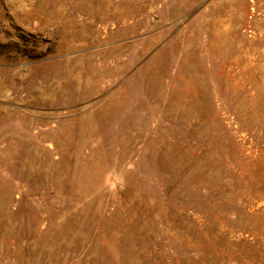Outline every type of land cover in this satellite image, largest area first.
I'll use <instances>...</instances> for the list:
<instances>
[{"label":"rangeland","instance_id":"1","mask_svg":"<svg viewBox=\"0 0 264 264\" xmlns=\"http://www.w3.org/2000/svg\"><path fill=\"white\" fill-rule=\"evenodd\" d=\"M0 264H264V0H0Z\"/></svg>","mask_w":264,"mask_h":264}]
</instances>
